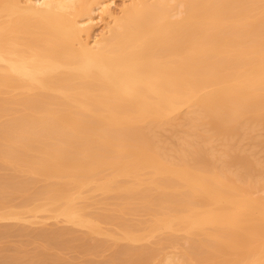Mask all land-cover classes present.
I'll return each mask as SVG.
<instances>
[{"label":"bare ground","instance_id":"bare-ground-1","mask_svg":"<svg viewBox=\"0 0 264 264\" xmlns=\"http://www.w3.org/2000/svg\"><path fill=\"white\" fill-rule=\"evenodd\" d=\"M112 2L0 0V219L85 264H264V0Z\"/></svg>","mask_w":264,"mask_h":264},{"label":"rangeland","instance_id":"rangeland-1","mask_svg":"<svg viewBox=\"0 0 264 264\" xmlns=\"http://www.w3.org/2000/svg\"><path fill=\"white\" fill-rule=\"evenodd\" d=\"M126 0H113L112 7L117 9L120 7L121 2ZM102 21L96 23L92 27V35H97L102 27ZM18 198L11 200L12 203H17ZM1 210V209H0ZM140 217V216H133ZM66 223L60 219L44 218L42 213H37L34 217L24 216V219H0V227L7 226L10 231L7 234L0 235V254H8L12 251H18L25 254H31L36 249H45L50 255L56 257L53 264H85L87 260H91L97 263H102L108 259L111 255V251L107 247H100L93 251H86L77 245V241H73L71 245H55L47 243L43 238L35 236L33 232L39 230H46L53 227L65 226ZM104 227H108L107 224H103ZM20 229V230H19ZM81 229L77 228V231ZM104 238L103 236H101ZM100 237V238H101ZM156 237H152L148 240V243H154ZM164 253L178 254V246L163 247ZM156 259H153L150 263L155 264Z\"/></svg>","mask_w":264,"mask_h":264}]
</instances>
